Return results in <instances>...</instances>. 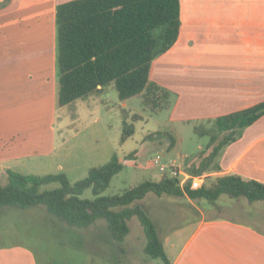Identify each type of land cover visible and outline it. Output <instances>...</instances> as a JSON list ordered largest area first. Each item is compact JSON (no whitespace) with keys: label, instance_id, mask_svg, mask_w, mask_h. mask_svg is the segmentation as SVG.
<instances>
[{"label":"crops","instance_id":"crops-1","mask_svg":"<svg viewBox=\"0 0 264 264\" xmlns=\"http://www.w3.org/2000/svg\"><path fill=\"white\" fill-rule=\"evenodd\" d=\"M64 1L0 0V174L57 155L55 123L61 106L55 8ZM179 17L176 41L150 69V79L174 95L170 122L214 119L264 100V0H180ZM106 87L85 97H100ZM216 161L218 168L209 172L214 179L237 174L264 183V114L224 146ZM176 198L187 204L161 195L131 204L140 205L154 222L168 264H264V230L257 221L208 216L199 199ZM184 206L199 216L173 225L172 214ZM133 217L121 241L111 237L104 219L82 229L105 236L115 252L137 251L138 258L128 264H156L144 250V231L132 236ZM162 234L170 235L168 247ZM173 237L181 238L178 245ZM20 255L0 249V264H38L37 258L28 262Z\"/></svg>","mask_w":264,"mask_h":264},{"label":"trees","instance_id":"trees-1","mask_svg":"<svg viewBox=\"0 0 264 264\" xmlns=\"http://www.w3.org/2000/svg\"><path fill=\"white\" fill-rule=\"evenodd\" d=\"M4 3H1L3 5ZM180 0H67L55 8L57 105L63 106L112 85L121 101L140 95L143 106L158 111L170 106L171 91L150 79L153 60L176 41L180 28ZM264 114V100L246 108L217 116L214 129L196 128L209 136L189 174L197 176L218 168L216 158L224 146L241 136L243 130ZM133 114L132 119H138ZM134 133L131 123L123 122L121 140ZM145 139L167 140L168 150L176 142L171 131L148 133ZM135 155L132 152L128 157ZM123 163L117 154L88 169L86 175L70 181L66 173L22 174L7 169V181L0 184V207L21 209L41 205L57 219L76 227H86L104 219L115 241L128 233L127 221L136 216L146 237L145 252L169 259L156 226L138 204L149 192L175 197L216 201L222 194L244 197L249 202L264 201V183L243 179L237 174L216 178L209 186L191 189L190 180L183 186L179 178L163 175L159 180L145 179L121 194L103 196L113 175ZM188 173V172H187ZM58 184L41 189L43 185ZM91 189L92 199L81 194Z\"/></svg>","mask_w":264,"mask_h":264},{"label":"rangeland","instance_id":"rangeland-1","mask_svg":"<svg viewBox=\"0 0 264 264\" xmlns=\"http://www.w3.org/2000/svg\"><path fill=\"white\" fill-rule=\"evenodd\" d=\"M173 101L172 94L170 105ZM170 112L171 106L158 111L145 108L140 95L121 101L117 90L113 86H107L100 97L96 94L81 97L59 107L54 136V142L58 145L56 157L49 158L40 165L27 161L18 171L38 175L62 171L73 182L84 177L89 168L108 161L115 153L123 167L113 175L109 185L102 192L103 196L121 194L145 179H158L161 173L154 164V158L158 155L162 164L173 162L179 169L189 173L209 142L208 135L200 134L195 129L212 130L215 126L213 121L209 120L170 122ZM133 114H138L140 118L132 119ZM124 121L133 125L134 133L121 140ZM159 130L173 131L176 142L170 150L167 140L145 139L148 133ZM132 152H135V155L128 157ZM210 171L203 173L205 186L216 180L209 176ZM6 181L7 176L0 174V184H5ZM57 185L50 183L43 185L41 189L54 188ZM81 197L92 199L91 189H85ZM161 197L187 204L185 198L166 194ZM153 198H158V195L152 192L144 197L146 200ZM198 201L203 205L205 215L229 217L246 222L257 221V225L264 230V201L248 202L244 197L234 198L227 194H222L214 202L205 198H199ZM198 216L195 210H188L184 206V209H176L171 222L178 225ZM130 227L132 236H139V230L143 232L136 217L131 219ZM92 234L82 227L72 226L57 219L41 205L27 209L9 205L0 207V249L19 250L23 255H20L22 260L31 262L37 258L38 264H128L133 256L138 258L137 251L115 252L111 244L105 243L108 240L105 236L101 238ZM169 236L162 234L167 247ZM173 240L178 245L181 238L173 237ZM169 253L171 254L170 251ZM155 262L165 264L160 258H156Z\"/></svg>","mask_w":264,"mask_h":264},{"label":"built area","instance_id":"built-area-1","mask_svg":"<svg viewBox=\"0 0 264 264\" xmlns=\"http://www.w3.org/2000/svg\"><path fill=\"white\" fill-rule=\"evenodd\" d=\"M154 164L158 167L162 176L167 174L179 178V184L181 186L190 180V188L197 189L200 188L205 181V175L191 176L189 173L179 169L173 162H170L168 165L162 164L159 155L154 158Z\"/></svg>","mask_w":264,"mask_h":264}]
</instances>
